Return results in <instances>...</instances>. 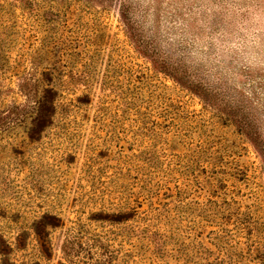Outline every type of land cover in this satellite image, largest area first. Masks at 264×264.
<instances>
[{
    "label": "rangeland",
    "instance_id": "1",
    "mask_svg": "<svg viewBox=\"0 0 264 264\" xmlns=\"http://www.w3.org/2000/svg\"><path fill=\"white\" fill-rule=\"evenodd\" d=\"M73 1L55 0V17L48 0L36 16L0 0V264H261L264 0H126L128 13ZM178 67L230 76L246 128L176 81ZM177 186L190 218L217 190L208 210L232 214L230 241L187 229ZM238 212L257 221L251 234Z\"/></svg>",
    "mask_w": 264,
    "mask_h": 264
},
{
    "label": "trees",
    "instance_id": "2",
    "mask_svg": "<svg viewBox=\"0 0 264 264\" xmlns=\"http://www.w3.org/2000/svg\"><path fill=\"white\" fill-rule=\"evenodd\" d=\"M49 3H47V7L45 10H48L47 13L50 14L51 16H57L58 13L61 11H57V14H53V12L55 11L54 9H52L53 7V3L55 2V0H48ZM77 1L80 3L81 6L83 5H87L88 4V0H75L73 1L74 3H77ZM97 1H103V0H97ZM126 0H121V4L125 7L124 8V12L128 13L129 11V6H126L125 4ZM25 3H27L28 8L29 7H33L34 11L30 12V14L36 16L39 15L38 11L41 7V3L40 0H25ZM37 7V9H36ZM89 7V5H88ZM46 14V13H45ZM53 18V17H52ZM135 24L137 25L135 27V29H139L138 27H141V24L139 22H135ZM140 35V34H139ZM146 38H142L139 37L137 39V43L138 46L147 54L151 55V56H157L160 57L161 55L164 57V51H162L158 45L156 43H154V40H150V39H146L147 41H145ZM56 45V44H55ZM154 60V59H153ZM175 73L181 75V79L179 77H175V79H177L176 81H178L179 83H183V80H186L185 82L187 84H191V88L194 89L195 91L201 90L205 96V98L210 101L212 104H209L210 107L215 106V109L217 110V116L219 118H224V120L226 122H233L237 125V127L239 128V130H242L244 128H246V120H245V115L243 113L244 109H243V93L240 90H236L233 89L231 87V78L230 76H226L224 77L222 74H215L214 78L217 79V81H220V83L218 84H214L211 83L209 81V79L205 78L206 75H203L202 73L200 74H195V73H188V71L186 69H184L183 67H178L173 69ZM207 74V73H206ZM184 84V83H183ZM205 99V100H206ZM202 152H205L204 150ZM200 156V155H199ZM200 184L199 182L196 183L197 186ZM145 191H144V196L143 198L149 199V193L147 194V192L150 191L151 185H146V187H144ZM146 189H148L146 191ZM181 193H186V190H182L179 188V186H177V193L175 194L176 196H179V199H177V202L175 203V211H176V215L177 218L179 219H183V217L187 216L188 214H186V205L190 204V202H184L183 201V197H180ZM173 195V194H172ZM220 195L217 193V190H212L209 195L206 197V200L203 202H200L199 199L193 200L192 202H194L196 205L199 206V208L196 211H193V213L195 214L194 216H192L190 218V216L186 217V220L188 221L187 224V229L188 230H194V231H198L200 229L203 228V226H216L219 227V229H211L209 231V235H216L215 237H224L227 241L231 240V237H228L229 234H231V230L227 228L228 225V220L227 218H231L230 216H232V214L230 212H228L227 215H225V213H221L222 215L219 216L218 212H213V211H209L208 210V205H215V206H219V202H218V197ZM188 196H185V198H187ZM143 202L140 201V204H142ZM157 210V208H154L153 212ZM197 212V213H196ZM145 218H149V222L147 223V228L148 227H153L157 225V219H158V215H155L154 213H151L146 211L145 212ZM244 215V213H240L238 212V214L236 215V219H235V226L237 228V231L239 233H243L246 232L251 234L252 232H248L249 230H253V223L256 224L257 221L252 220L249 216H247V214H245L244 217H242ZM218 218H220L221 220H217ZM203 222V223H202ZM179 223V222H178ZM181 223V222H180ZM180 229V228H178ZM219 232H223L225 233L224 236L220 235ZM199 232L198 236L200 235ZM253 238V236H250V239ZM258 238V236H257ZM249 239V241H250ZM255 242V247L250 248L251 252H254L255 255L259 256L257 259H259V262L261 264H264V239L260 238L258 239V242L255 240V238L252 240ZM228 243V242H225ZM222 248H224V245L222 246ZM211 252V251H210ZM222 261V260H221ZM219 260H216V264H218ZM210 264H213V262H210ZM239 264V263H238ZM245 264V263H244Z\"/></svg>",
    "mask_w": 264,
    "mask_h": 264
}]
</instances>
